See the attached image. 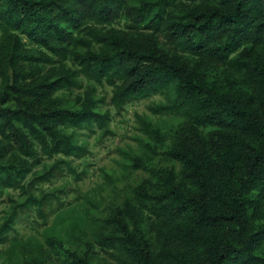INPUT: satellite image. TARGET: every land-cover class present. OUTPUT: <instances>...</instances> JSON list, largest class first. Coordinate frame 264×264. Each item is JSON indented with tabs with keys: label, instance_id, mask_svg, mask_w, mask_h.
<instances>
[{
	"label": "trees",
	"instance_id": "16d2710c",
	"mask_svg": "<svg viewBox=\"0 0 264 264\" xmlns=\"http://www.w3.org/2000/svg\"><path fill=\"white\" fill-rule=\"evenodd\" d=\"M84 80L112 87L119 110L165 96L150 111L186 118L164 153L180 167L131 157L150 179L103 221L83 256L51 241L59 261L264 264V0H0V201L51 181L61 165L76 174L56 159L87 152L70 129L108 132L110 111L94 85L74 104L59 96ZM50 197L29 195L25 206L42 214ZM38 255L14 264H54Z\"/></svg>",
	"mask_w": 264,
	"mask_h": 264
},
{
	"label": "rangeland",
	"instance_id": "374dc122",
	"mask_svg": "<svg viewBox=\"0 0 264 264\" xmlns=\"http://www.w3.org/2000/svg\"><path fill=\"white\" fill-rule=\"evenodd\" d=\"M115 27L124 28L125 21L117 22ZM209 79L220 81L214 74ZM88 85L95 86L96 96L103 101V110L110 111L109 130L104 133L96 127L70 129L68 133H73L75 142L84 145L87 152L80 157L59 156L56 159L70 162L76 174L66 165H61L62 170L51 181L29 186L28 194L13 189L6 192L0 201V228L13 213L15 218L8 241L0 245V264L22 262L31 253L44 254V258L51 259L54 264H62L57 249L50 244L53 240L83 256L87 243L103 221L134 197V188L150 179L145 171L129 166L131 157L138 156L157 169L178 170L180 167L168 160L164 153L170 148L186 118L154 115L150 111L152 106L165 104V96L133 100L119 110L111 104L112 87L87 80H84L83 88L60 93L59 96L74 104L76 98L84 97ZM139 118L151 122L158 129L161 136L159 141L143 131ZM148 143L155 149L154 152L146 148ZM53 162L55 159L44 160L47 166ZM43 166L35 171L41 174ZM31 177L36 176H30V180ZM44 194L51 197L45 203L42 214L30 202L25 206L29 195L41 199Z\"/></svg>",
	"mask_w": 264,
	"mask_h": 264
}]
</instances>
